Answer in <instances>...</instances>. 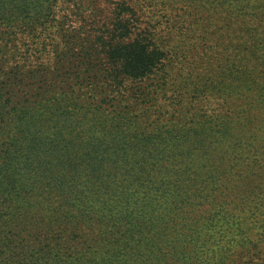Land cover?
<instances>
[{
  "label": "trees",
  "instance_id": "trees-1",
  "mask_svg": "<svg viewBox=\"0 0 264 264\" xmlns=\"http://www.w3.org/2000/svg\"><path fill=\"white\" fill-rule=\"evenodd\" d=\"M167 1L0 0L7 62L68 26L0 84V264H264V0Z\"/></svg>",
  "mask_w": 264,
  "mask_h": 264
},
{
  "label": "rangeland",
  "instance_id": "rangeland-1",
  "mask_svg": "<svg viewBox=\"0 0 264 264\" xmlns=\"http://www.w3.org/2000/svg\"><path fill=\"white\" fill-rule=\"evenodd\" d=\"M14 1H17V6L24 3L41 1L44 6H46L47 8H51L53 12H50L49 19H54L56 22L58 21L57 24H59V21H61V15L77 13L76 8L72 4V0H11V2ZM162 2L168 3L155 6L154 12L157 15L156 18L159 19V21L162 22L163 25H165V21L173 19L175 10L173 7L169 6L170 1L162 0ZM178 17L179 15H177L176 18ZM72 18L74 19L72 23L73 27H78L81 24V18L76 14H73ZM24 21L25 20H21L19 17H17V58L13 59L10 62L6 61V59L10 56L9 52L13 50V48L11 47L0 53V84L9 85L8 79L14 76L12 67L17 65V80H23L21 89L18 87L17 90L20 89L22 90V92L29 91V93L25 92L26 96L23 95V97H27L31 100L44 97L42 95L36 97L35 94L38 93L39 89H44V87H46L47 85H53V87H55L54 92H57L56 94H60L59 87L57 86V73L54 71V69L56 68V66L54 65L56 55L55 52L52 51V46H55V48L58 49L63 47V40L61 36L64 33L67 35L66 29L68 28V26L61 25V28H53L54 32L50 33L55 37L54 44H52V42H50L49 40H42L39 44L33 47V53H36L37 56L24 58V56H22L21 54V51L23 49L20 47L21 43L24 41L21 32L22 27L26 25ZM5 41L6 36H1L0 33V49L2 48L1 45H3ZM54 82H57V84H52ZM73 89L74 86H72L69 91H72Z\"/></svg>",
  "mask_w": 264,
  "mask_h": 264
}]
</instances>
